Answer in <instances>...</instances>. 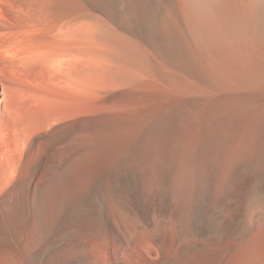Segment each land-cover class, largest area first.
Returning a JSON list of instances; mask_svg holds the SVG:
<instances>
[{"label": "bare ground", "instance_id": "obj_1", "mask_svg": "<svg viewBox=\"0 0 264 264\" xmlns=\"http://www.w3.org/2000/svg\"><path fill=\"white\" fill-rule=\"evenodd\" d=\"M0 264H264V0H0Z\"/></svg>", "mask_w": 264, "mask_h": 264}]
</instances>
